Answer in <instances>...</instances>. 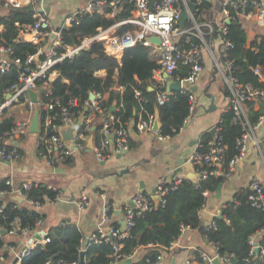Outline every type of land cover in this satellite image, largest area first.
Returning a JSON list of instances; mask_svg holds the SVG:
<instances>
[{"label": "built area", "instance_id": "1", "mask_svg": "<svg viewBox=\"0 0 264 264\" xmlns=\"http://www.w3.org/2000/svg\"><path fill=\"white\" fill-rule=\"evenodd\" d=\"M6 7L19 8L24 4L40 7L43 0H2ZM88 0L87 4L77 12V14H105L110 17H116L120 12L129 13V17L118 20L115 24L107 29H98V33L90 38L82 39L76 46H65L63 51H58L60 47V29L56 30L47 15L41 8L35 10L33 14V22L25 25L21 31L22 34L32 33L35 38L40 37L44 45L38 47L35 55L28 56L25 63L36 62V68L32 70H24L18 76V82L12 85L3 93V99L0 100V121L4 118L5 111L11 106L18 103V98L21 94H27V90H37V81H41L43 86H48L52 80L51 76L55 75L53 68L65 59L73 58L82 49H89L93 41H100L106 55L116 59L119 63L124 50L135 46L137 43L149 47L151 55L156 60L158 68L153 73L152 83L150 88L156 92L157 105H163L168 97L174 91L168 90L169 82H179L180 91L188 93L189 96V116L190 117L196 107V95L193 88L198 84L204 72V59L206 54L210 60L214 57L218 58L216 65H219L222 82L227 85L229 94L223 96L224 106L222 112L230 111L233 114V122L240 126L244 131L242 137L237 140L236 145L238 153L229 161L227 165L224 161L225 145L219 136L220 128L217 124L212 128V136L205 143H200L195 146L191 156V172L196 177L191 180L194 184L206 180L208 177L223 179L229 178L234 171L238 162H240L248 152L246 142L250 131L263 125L264 115L261 117L255 126L251 127L246 118V102L252 101L264 107V88H255L249 83H239L233 77L234 67L232 61L228 60L227 49L229 43L225 41L227 30V20L232 17L230 9L236 11V16L253 17L258 26L264 27V0H220V19L216 24L217 32L212 23L206 22L202 26H197L195 14L198 12V6L202 0H196V7L190 10L188 3L191 0ZM187 13V20H191L194 28H183L179 26V19L182 12ZM72 15L66 19L67 24H71L75 19ZM130 25L132 29L117 34L114 29L121 25ZM208 29V33L212 34L209 41H205L202 29ZM51 33L55 34V39L47 46V40ZM158 37L159 45L147 41L149 37ZM223 37V39L221 38ZM192 37L198 40L193 42ZM181 38H183L181 40ZM219 52L216 56L215 50ZM11 50L0 46V72H5L10 69L11 65L20 67L19 59H10ZM39 55V59L35 60V56ZM221 59L223 64L220 63ZM179 66L187 68L184 77H176L174 72ZM258 75L261 82H264V77L259 73L258 68L253 70ZM55 78V77H54ZM53 78V79H54ZM121 92V89H116ZM9 97L7 98V95ZM93 99H89L83 105H78L75 101H69L68 106H61L57 112L54 111L55 104L52 102H37L33 104L28 95L25 97L24 104L33 114L34 109L41 107L45 114L41 122H39L38 132V156L46 160L48 163L53 161L66 163L76 154L87 150V143L91 138L92 152L96 159L106 160L111 156H117L129 151V140L131 132L137 134H155L157 141H166L169 138L158 134L153 130L154 116L149 115L147 119H143L140 115L136 124L131 120L122 121L119 117L113 114L117 107L107 108L101 106L102 100L107 94L91 93ZM140 91H135L136 98H140ZM75 107L73 112L70 108ZM54 111L52 114L51 112ZM185 120V121H186ZM100 125L95 137L91 135L90 130L94 124ZM29 121L15 122L10 128L2 130L0 133V160L13 161L20 157V152L17 140L20 139ZM135 126V127H133ZM71 130V139L65 140L63 132ZM189 179V178H183ZM190 180V179H189ZM181 179H168L160 177L155 186V194L158 198V203L162 201L169 189L175 190L180 184ZM8 190H0V199L4 197H17L21 203H16V208L23 204L27 209H32L39 212L41 204L33 202L28 196L27 191L30 190L32 183L29 181L23 182L21 185L13 187L10 181L6 180ZM250 194L248 202L257 208H264V186L257 177H252L248 185ZM207 193H204L206 195ZM45 203H51L46 197ZM62 199V195L55 197L54 202ZM14 200V199H13ZM234 202H236L234 200ZM152 194L144 192H136L130 200V204L123 206V218L121 227H116L112 220V204L104 201L100 209V218L95 229L87 236L85 240L80 239L78 252H85L91 244L108 243L117 252L121 248L120 240L128 236V229L133 223V218L136 215L148 212L153 206ZM85 205V198L79 204L80 209ZM224 207V206H223ZM204 208V207H203ZM202 208V209H203ZM3 209V207H2ZM202 209L199 212L201 218ZM203 216V215H202ZM23 216H17L11 220L6 226H2L0 222V237L3 235H16L18 233H34L36 230H43L45 222L44 218L39 217L35 223V227L29 230L28 227H22ZM62 224V223H60ZM189 229L188 225L180 227V235ZM176 238L169 243L168 246L162 249V252L157 255L153 264H157L164 254L170 253L176 248ZM49 242L46 235L42 238H31L24 243V247L16 254V262L21 264V260L32 250ZM214 246L213 243L209 242ZM252 250L254 251V242L250 241ZM4 243L0 246V264H4V252L6 251ZM215 247V246H214ZM259 247V246H258ZM7 249H12L10 248ZM138 249L133 250L125 256H116L114 264L119 259L134 260ZM259 253L264 260V248L259 247ZM219 260L223 264H228V258H223L215 255H210L205 252L198 254L200 264H214V260ZM152 264L149 260L146 261ZM57 264H66L59 261ZM76 264V263H75ZM230 264V263H229Z\"/></svg>", "mask_w": 264, "mask_h": 264}, {"label": "trees", "instance_id": "2", "mask_svg": "<svg viewBox=\"0 0 264 264\" xmlns=\"http://www.w3.org/2000/svg\"><path fill=\"white\" fill-rule=\"evenodd\" d=\"M195 17L201 16L205 11L213 10L214 5L207 0H202L198 6ZM35 10L30 7L8 8L6 15L0 16V46L9 48L10 59H19L20 67L11 65L10 69L0 72V100L3 93L18 82L20 72L36 68V62L25 63L28 56L35 55L39 46L37 44L20 39V34L25 25L33 22ZM231 19L227 24L225 41L229 43L227 49L228 60L232 61L233 77L239 83H249L255 88H264L254 69L264 77V35L257 34L248 43L245 29L243 28L236 11L230 9ZM129 17V13L120 12L115 18H108L102 14H76L74 21L66 27L60 28V47L63 51L65 46H76L84 38H90L98 33V29L104 30L115 24L118 20ZM132 29V26L124 24L115 28L114 32L122 34ZM205 41H209L212 34L207 28H203ZM183 38H181L182 40ZM198 39L192 37L195 42ZM223 64V60L220 61ZM158 68L156 60L150 53L149 47L142 43L124 50L121 60L105 54L102 43L93 41L89 49H82L71 59H65L57 64L53 71L56 76L48 86H43L37 81V89L41 88L38 102H52L57 112L61 106L69 107V101H75L83 105L90 98L91 93L107 94L102 100L101 106L108 109L112 106L113 114L122 121L131 120L136 124L138 116L147 119L149 115H157L160 122L158 134L173 138L180 130L189 116L188 93L176 91L172 93L163 105H157L155 90H149L152 83L153 73ZM104 74H100V72ZM187 68L179 66L174 72L176 77H184ZM121 89V92L116 89ZM140 91V98H136L135 91ZM223 96L229 94L226 84L221 86ZM27 94H21L18 103H23ZM254 102H246V118L248 124L253 127L264 115V107L259 105L254 110ZM76 108L71 107L70 112ZM39 122L45 112L38 106ZM52 111L51 114L54 112ZM12 117H4L0 124L2 130L10 128L14 124ZM100 125L94 124L92 135L98 131ZM135 127V126H133ZM220 128L219 136L225 145L224 161L227 165L237 153L236 142L244 133L242 128L233 122V114L230 111L222 112L217 122ZM22 137V136H21ZM211 135L207 132L200 136V143H205ZM135 144L129 140V150L134 149ZM67 162H70L67 161ZM181 184L175 189H169L158 205L152 206L148 212L136 215L128 229V236L120 240L121 248L115 252L108 243L91 244L84 252L85 264H111L116 256H125L133 250L144 248L146 251L139 259H134L130 264H152L162 249L180 235V227L188 225L190 229L197 230L208 242L215 246L216 254L228 258V264L232 259L235 264H264L261 254L252 250L250 241L254 235L264 230V208L253 207L247 200L250 194L249 188L239 190L233 198L227 202L220 212L210 223L204 224L199 212L206 203L204 193H214L216 187L224 182L221 177H208L206 180L194 184L189 179H181ZM6 179H0V190H8ZM28 196L33 202L43 205L46 197L50 202L55 197L62 195L59 189H53L45 184L32 183ZM234 200L236 202H234ZM16 208L13 199H0V222L6 226L17 216H23L22 227L33 230L39 217L44 216L32 209H27L23 204ZM3 207V209H2ZM47 230L49 242L35 248L22 258L21 264H57L63 261L66 264H75L79 261L78 245L82 235L79 230L68 222H61ZM116 227H121L120 224ZM260 248H264V234L258 239ZM3 245L0 237V246ZM114 264H124L122 259Z\"/></svg>", "mask_w": 264, "mask_h": 264}, {"label": "crops", "instance_id": "3", "mask_svg": "<svg viewBox=\"0 0 264 264\" xmlns=\"http://www.w3.org/2000/svg\"><path fill=\"white\" fill-rule=\"evenodd\" d=\"M207 1L214 5L217 0ZM87 2L88 0H43L40 7L36 6V9L41 8L52 26L58 30L68 26L66 19L77 14ZM36 9L33 8V10ZM7 13L8 7L0 0V16ZM219 19L220 13L215 12L214 9L195 17L197 26H202L210 21L217 23ZM239 20L245 29L247 44L257 34L264 35V27L258 26L253 17L240 16ZM192 26H194L193 22L186 20L182 27L192 28ZM1 30L2 26H0ZM20 39L35 44L43 42L40 37L35 38L32 33H21ZM214 52L217 56L219 55L217 49ZM203 59L204 71H206L210 58L205 54ZM100 74H104V72L102 71ZM54 77L55 75L51 76L52 79ZM206 81L205 75L202 74L198 84L194 87L196 107L184 122L178 135L160 142L156 140L155 134H137L132 131L130 137L135 148L103 161L96 159L92 152L86 150L73 156L70 162L53 161L48 163L38 156V134L33 135L28 131L32 117L29 109L24 103H17L8 108L4 117H12L14 122L29 121V123L22 137L16 142L20 157L13 161L0 160V179L10 181L13 187L19 186L25 181L45 184L50 188L61 190L62 199L58 202L44 203L39 209L40 214L44 216L43 230H36L32 235L30 233L3 235V243L8 246L7 248L12 247V249L6 248L4 252V264H18L16 254L22 250L25 242L31 238H42L50 227L57 226L62 221L74 225L81 233L82 239L85 240L99 221L100 209L104 201L112 204L113 222L122 225L123 206L130 204V200L136 192L140 191L151 195V191L155 188L160 177L188 178V175L192 174L190 156L200 141V136L205 132L210 133L217 124L224 106L223 95L219 89V82L216 80L210 84L207 91L215 97V108L208 111L210 98L206 96L205 89L210 80L207 83ZM148 89L150 90V88ZM258 109L259 105L255 104L254 110ZM93 129L92 127L91 131ZM246 146L247 154L236 164L231 176L224 179L222 183L221 197L218 203L215 204L212 200L213 193L206 194V203L202 212L207 211L213 217L217 216L220 209L233 198L236 192L248 188L252 177H257L264 186L263 125L250 131ZM121 171L124 172L121 176L115 175ZM7 198L9 197L6 196L2 199L7 200ZM10 198L12 199L13 196ZM83 198H85V205L80 209L79 204ZM25 208L27 207L25 206ZM200 219L204 224L208 223L203 220L202 215ZM263 234L264 230L252 237V241L259 247L258 239ZM145 251L146 249L139 248L134 259L141 258ZM200 252L216 254L215 247L201 233L189 228L178 236L175 250L164 254L157 264H200L198 261ZM218 262L223 264L219 260Z\"/></svg>", "mask_w": 264, "mask_h": 264}, {"label": "water", "instance_id": "4", "mask_svg": "<svg viewBox=\"0 0 264 264\" xmlns=\"http://www.w3.org/2000/svg\"><path fill=\"white\" fill-rule=\"evenodd\" d=\"M196 0H191L189 3H188V7L190 10H193L195 7H196V4H195ZM152 3H153V0L150 1V5L152 6ZM33 8L32 6H30V11H32ZM214 10L215 12H220V1L217 0L214 4ZM187 20V13L185 11L182 12L181 16H180V19H179V25L182 27L183 26V23ZM226 23L228 24L229 23V20L226 21ZM214 29L216 30L217 32V26L215 23H212ZM221 38L223 39V37L221 36ZM55 39V34L54 33H51L48 37V41H47V46L50 45L52 43V41ZM147 41H149L150 43H153L154 45L158 46L160 41H159V38L158 37H149L147 38ZM39 59V55H36L35 56V60H38ZM217 68L214 67L213 69V73L211 75V79H210V82L208 84V86L206 87L205 89V93H206V96L210 98V105L209 107L207 108L208 111H212L214 110L215 108V105H214V100H215V97L212 96L210 93H208V89H209V86L212 82H214L216 80V74H217ZM167 83H168V90L169 91H180V83L179 82H169L168 78H167ZM151 90V88H150ZM194 90V88H193ZM41 91V88L37 89L36 91L34 90H27L26 93L30 99V101L33 103V104H36L38 102V95ZM9 97V94L7 95V98ZM90 99H93V96L90 94ZM112 110V108L110 109V111ZM0 124H1V121H0ZM263 126H264V123H263ZM160 128V122L158 121V117L157 115H155L154 117V122H153V130L155 132H158ZM29 133L33 134V135H36L38 134L39 132V111L37 108L34 109V112L32 114V117H31V120H30V124H29V129H28ZM210 135H212V131H210ZM63 138L65 140H70L71 139V130H66L63 132ZM91 138H89L88 140V143H87V151H90L91 148H92V143H91ZM124 172H119V173H115V175H119L121 176ZM188 178L190 180H195L196 177L194 176V174H189L188 175ZM221 188H222V184H219L214 193L212 194V200L214 201L215 204L218 203V201L220 200V197H221ZM156 190L155 188L151 191V194H152V201L154 203V205H158V198L155 194ZM12 199H14L16 202H19L21 203V200L17 197H13ZM203 215V220L205 222H208L210 223L212 221V219L214 218L212 214H210L209 212L205 211L202 213ZM30 235H32V233H30ZM44 235V233H43ZM254 246V252L256 254L259 253V247H258V244L254 243L253 244ZM132 261L131 260H123V263L124 264H130ZM214 264H219L218 260H214L213 261ZM236 263V260L235 259H232L230 261V264H235ZM76 264H85V261H84V252H80L79 254V261L76 263Z\"/></svg>", "mask_w": 264, "mask_h": 264}, {"label": "rangeland", "instance_id": "5", "mask_svg": "<svg viewBox=\"0 0 264 264\" xmlns=\"http://www.w3.org/2000/svg\"><path fill=\"white\" fill-rule=\"evenodd\" d=\"M192 28H194L193 26H192ZM217 56V55H216ZM217 59L218 58H216V57H214V62H213V60H209V63H208V67H207V70L206 71H204V75H205V77H206V83L211 79V75H212V73H213V69H214V67H216L217 68V74H216V80L219 82V87L221 88V86L223 85V82L221 81V74H220V69H219V65L217 66L216 65V62H217ZM215 80V81H216ZM150 88V87H149ZM219 88V89H220ZM152 90V89H151ZM113 107V106H112ZM111 107V108H112ZM210 134V133H209ZM212 136V135H211ZM128 260V259H127ZM131 261H133V260H131Z\"/></svg>", "mask_w": 264, "mask_h": 264}]
</instances>
